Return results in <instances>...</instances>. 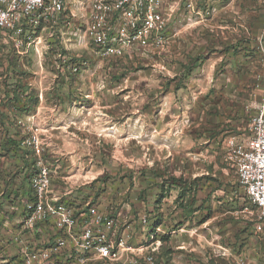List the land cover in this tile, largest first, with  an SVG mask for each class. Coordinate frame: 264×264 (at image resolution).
<instances>
[{
  "label": "rangeland",
  "instance_id": "rangeland-1",
  "mask_svg": "<svg viewBox=\"0 0 264 264\" xmlns=\"http://www.w3.org/2000/svg\"><path fill=\"white\" fill-rule=\"evenodd\" d=\"M159 1L161 45L152 34L120 58H98L60 26L38 31L44 48L27 51L0 31L1 243L25 215L7 213L11 182L38 164L70 207L135 227L141 216L151 233L161 224L169 263L215 264L216 246L240 256L258 242L222 143L250 91L258 60L245 37L264 22V0Z\"/></svg>",
  "mask_w": 264,
  "mask_h": 264
},
{
  "label": "built area",
  "instance_id": "built-area-1",
  "mask_svg": "<svg viewBox=\"0 0 264 264\" xmlns=\"http://www.w3.org/2000/svg\"><path fill=\"white\" fill-rule=\"evenodd\" d=\"M0 0V31L17 50L44 48L38 31L60 26L72 30L79 45L93 47L98 58H120L129 46H148L154 34L155 46L165 26L156 9L159 0ZM193 0H187V8ZM82 20L84 29L74 32ZM61 24V25H60ZM63 32V31H62ZM61 32V35L64 34ZM52 36V35H50ZM260 69L252 97L256 98L254 114L249 120L250 135L228 136L224 148L235 171L244 201L254 207L252 231L264 241V33L257 39ZM31 199L18 225L22 231H33L39 224L51 223L55 237L46 247L23 246L20 264H171L162 257L159 229L142 230L145 238L130 243V227L100 212L94 206L77 209L62 202L51 191L49 169L37 165L36 174L28 180ZM146 224L144 219L141 220ZM225 255L227 251L220 249ZM230 255V254H229ZM230 264H260L246 256H232ZM215 264H219L214 258ZM208 262V261H207Z\"/></svg>",
  "mask_w": 264,
  "mask_h": 264
},
{
  "label": "crops",
  "instance_id": "crops-1",
  "mask_svg": "<svg viewBox=\"0 0 264 264\" xmlns=\"http://www.w3.org/2000/svg\"><path fill=\"white\" fill-rule=\"evenodd\" d=\"M252 27L253 29H249L250 32L246 31L245 39L247 40L248 47L251 49L253 53L255 52V54L257 55V60H258L257 66L255 67L256 69L252 73V83L250 86V91L247 92L246 97L242 100V103L240 104V107H239L240 112L238 115V119L232 122L231 131L227 134V136L224 138L223 143H222V150L226 156V160L228 161V163H230L231 167H232V164L228 158L226 149L224 148V141L228 136L246 137L250 135L249 120L251 119V117L253 116L255 112L254 106L256 104V98L254 99L252 97V94L254 93V86L257 80V73L261 67L259 56L256 50V42H257V39L264 33V22L261 21L257 25L253 24ZM26 182H28V180L22 177V173H19L17 176L14 177L13 181L11 182L13 183V186L11 189H9L10 200H8L9 202H12V204L9 207V209H6V210H10V212H7V213H14L15 215H18V216L20 215L21 212L24 213L23 212L24 206L26 202L29 201V198L32 197L30 187L28 185V188H27ZM51 191H52V188H51ZM20 203H23L24 205L23 209L19 207ZM141 220H142V217L140 216V218L138 219V223L136 224V227H135L134 221L132 222L131 217H124L123 220H121V218L119 219V221L123 225L121 226V228H124L125 225H128L130 227L129 231H127L129 235L128 238L130 240V243L135 242V239H137L138 237V232H142V230H146L147 224H143ZM19 221L20 219L18 220V218H15L11 226H16L19 223ZM129 221H131L132 223L128 224ZM157 228L159 229V232H160L158 233V235L161 233L163 234L165 233V231L161 229L162 228L161 224H158ZM179 232H184V231L183 229H180ZM7 234H8V237H6V239L4 237V240L6 241L3 243L0 242L1 243L0 249L1 248L3 249V250L1 249L0 251V263L3 264V263H8L11 261L10 262L11 264H17L20 260V251L23 246L27 245V246H30L36 249L46 247L50 242L54 240L55 230L53 229L52 224L47 222L45 224H39L36 227V229L33 231L24 232L22 231L20 227L16 226L15 229L13 228V230L8 232ZM172 234L175 235L176 233L172 232ZM256 237L258 239V242L257 241L247 242L248 244L247 250L245 253L242 254V256H246L252 259L253 261L254 260L259 261L260 264H264V242H262V239L259 236H256ZM8 241L11 242L12 246H9V245L8 247L6 246V243ZM140 241L141 240L136 241L135 244L139 243ZM170 248L176 251L186 250V244L176 242ZM216 248H217L216 250L212 251L214 254V256H212L213 259L216 258V261L219 264H230V262L232 263L233 261L232 256H236L235 254L230 253L229 250L221 246H216ZM220 249H225L228 254L225 255V253H223ZM162 250H163V246L161 248V251ZM177 260L178 258H173L170 260V263L178 264L176 263L178 262ZM167 261L169 260L167 259Z\"/></svg>",
  "mask_w": 264,
  "mask_h": 264
},
{
  "label": "trees",
  "instance_id": "trees-1",
  "mask_svg": "<svg viewBox=\"0 0 264 264\" xmlns=\"http://www.w3.org/2000/svg\"><path fill=\"white\" fill-rule=\"evenodd\" d=\"M31 191V190H30ZM29 200H32L31 198H29ZM162 252V251H161ZM162 257H164V256H162Z\"/></svg>",
  "mask_w": 264,
  "mask_h": 264
}]
</instances>
